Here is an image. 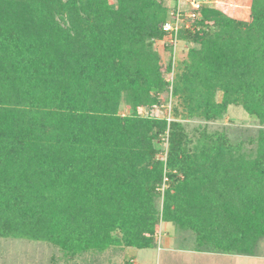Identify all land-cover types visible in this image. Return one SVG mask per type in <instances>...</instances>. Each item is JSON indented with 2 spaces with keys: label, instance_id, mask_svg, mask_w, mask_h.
Wrapping results in <instances>:
<instances>
[{
  "label": "trees",
  "instance_id": "obj_1",
  "mask_svg": "<svg viewBox=\"0 0 264 264\" xmlns=\"http://www.w3.org/2000/svg\"><path fill=\"white\" fill-rule=\"evenodd\" d=\"M177 4L0 0V241L47 243L90 264L155 248L169 223L196 251L256 256L264 0L240 7L249 19L202 2L176 36L187 45L178 64L173 45L167 62L155 47ZM164 94L172 117L140 113ZM231 106L257 127H213Z\"/></svg>",
  "mask_w": 264,
  "mask_h": 264
},
{
  "label": "rangeland",
  "instance_id": "obj_2",
  "mask_svg": "<svg viewBox=\"0 0 264 264\" xmlns=\"http://www.w3.org/2000/svg\"><path fill=\"white\" fill-rule=\"evenodd\" d=\"M200 3H206L210 6L219 7L227 14L234 16L238 19H249V8L242 10L240 7H244V4L249 5L250 0H197ZM112 4H115L116 0H111ZM169 4L171 0H166ZM173 4V3H171ZM174 10L171 12V16L174 15ZM244 12V13H243ZM173 45L175 56V62L178 64L179 60L183 59L187 53V45L172 40L171 37H167L164 41L156 44V49L162 56L164 62H167L169 53L164 51L165 46ZM175 74V73H174ZM173 75V74H172ZM173 77V76H172ZM174 78V77H173ZM164 106L155 108L149 111L140 109L142 114H151L158 117L169 116L172 117V108L174 107L175 100L171 95H163ZM130 110L126 106L122 107L123 113H128ZM197 121H190L189 125L193 126ZM213 127L217 126H232L234 128L254 129L257 127V122L254 118L250 117L242 107L231 106L227 114L226 119L223 121L212 124ZM158 237H161V247L159 246L151 249L136 250L127 249L124 252L121 249L110 250L104 254V256L98 258L90 264H216L210 259L219 260L210 255L200 254H180L179 252L169 253L168 247L166 246V238L170 237L176 240L173 243L174 249L180 247L192 248L193 235L188 232L181 234L174 228L172 224L162 223L158 229ZM184 236L188 242H180L179 239ZM132 256L136 259L135 263L131 262ZM193 257H198V261L192 260ZM232 264H264V240L260 242L259 249L257 250L256 256L232 258ZM0 264H69L64 260L62 253L56 247L43 243L29 240L20 239H7L0 241Z\"/></svg>",
  "mask_w": 264,
  "mask_h": 264
},
{
  "label": "built area",
  "instance_id": "obj_3",
  "mask_svg": "<svg viewBox=\"0 0 264 264\" xmlns=\"http://www.w3.org/2000/svg\"><path fill=\"white\" fill-rule=\"evenodd\" d=\"M201 3L197 0H178V4L175 8L174 22H167L164 24L163 29L169 34V36L177 41V34L183 26L186 28L190 27L189 19H195L197 17V11L200 8ZM183 6H187L188 10L184 14ZM184 12V13H183Z\"/></svg>",
  "mask_w": 264,
  "mask_h": 264
},
{
  "label": "crops",
  "instance_id": "obj_4",
  "mask_svg": "<svg viewBox=\"0 0 264 264\" xmlns=\"http://www.w3.org/2000/svg\"><path fill=\"white\" fill-rule=\"evenodd\" d=\"M250 3V1H249ZM166 246L167 248L168 247H172V248H168V251L169 253H174V252H179L180 254H189V255H194V254H200V255H210V256H213L214 258H217L219 259L218 261L215 260V259H210L212 262L215 263L216 261V264H232V258L236 259V258H239V257H249V256H239V255H234V254H224V253H215V252H202V251H196L194 250L193 248H188V247H180L179 249H174L173 248V243L176 242V240H174L173 238H170V237H167L166 238ZM157 245L159 246V250H162L163 248L161 247V237L159 236L158 237V242H157ZM157 246V248H158ZM251 257V256H250ZM198 257H193L192 260L194 261H198L197 259ZM133 261V263H135L136 259L132 256L131 258V262Z\"/></svg>",
  "mask_w": 264,
  "mask_h": 264
}]
</instances>
